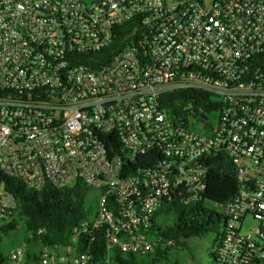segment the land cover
<instances>
[{
  "label": "built area",
  "instance_id": "1",
  "mask_svg": "<svg viewBox=\"0 0 264 264\" xmlns=\"http://www.w3.org/2000/svg\"><path fill=\"white\" fill-rule=\"evenodd\" d=\"M214 159L239 187L215 264H264V0H0V225L18 207L7 178L81 183L100 197L74 238L106 227L108 250L143 256L142 216L200 200ZM43 248L40 264L88 261Z\"/></svg>",
  "mask_w": 264,
  "mask_h": 264
},
{
  "label": "trees",
  "instance_id": "2",
  "mask_svg": "<svg viewBox=\"0 0 264 264\" xmlns=\"http://www.w3.org/2000/svg\"><path fill=\"white\" fill-rule=\"evenodd\" d=\"M124 28L125 26L121 27L120 35L107 48V60L122 41ZM181 94L186 98L199 95L196 92H174L169 96L176 98ZM144 165L138 157L136 161L129 162L128 170L130 173L143 171ZM207 168L206 187L200 200L183 202L181 197L175 196L159 202L157 209L146 219L142 216L140 231L154 244V251L143 256L134 252H123L119 247L108 250L106 227L98 229L93 235L74 238L75 229L93 215L85 202L87 194L92 191L89 187L78 183L70 188L46 185L42 190H35L18 180L7 178V188L15 195L18 207L11 220L0 226V264H11L12 252L4 247V237L18 229L19 221H22L26 231L24 244L27 247L24 251L28 264H40L41 252H33V245L48 248L56 256L64 254L68 260L86 253L87 264H177V260L172 262L170 252L173 248L188 250L189 239L215 233L214 244L217 245L221 241L223 232L221 234L219 229L223 218L222 207L233 200L239 190L230 163L226 160L219 162L214 159ZM54 189L59 191L55 193ZM132 206L136 211L141 207L139 202H133ZM107 207L115 218L124 214L123 205L114 199L107 202ZM216 207L221 210L217 211ZM167 215L172 217V223L162 225L160 218ZM16 249L18 248L14 251ZM211 255L215 262V253Z\"/></svg>",
  "mask_w": 264,
  "mask_h": 264
},
{
  "label": "rangeland",
  "instance_id": "3",
  "mask_svg": "<svg viewBox=\"0 0 264 264\" xmlns=\"http://www.w3.org/2000/svg\"><path fill=\"white\" fill-rule=\"evenodd\" d=\"M58 189H54V192H58ZM100 197V192L97 190L90 191L86 196V207L89 208L94 214L98 209V199ZM217 208V207H216ZM221 210L217 208V211ZM221 214V213H220ZM222 215V214H221ZM18 229L10 232L9 236L4 237V247L9 252H14V249L22 248L24 250L27 247L24 244V239L26 236V231L22 221H19ZM160 223L162 225H171L172 217L170 215L162 216L160 218ZM1 226V225H0ZM224 230V216L220 223L219 232L222 234ZM216 238L215 233H209L204 237H195L188 240V250L180 251L176 248H173L170 252V258L172 262L177 260V264H215L212 253L217 249V245L214 244V239ZM43 247L37 245L31 246V250L37 254L43 252ZM25 252V251H24ZM54 255V254H53ZM41 256V254L39 255ZM27 257L24 254L23 260L19 261L18 264H28ZM11 264H17V262L11 261ZM174 264V263H168Z\"/></svg>",
  "mask_w": 264,
  "mask_h": 264
}]
</instances>
